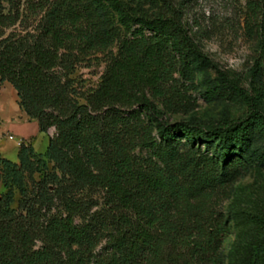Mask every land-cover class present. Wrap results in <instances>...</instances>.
<instances>
[{"label": "trees", "instance_id": "trees-1", "mask_svg": "<svg viewBox=\"0 0 264 264\" xmlns=\"http://www.w3.org/2000/svg\"><path fill=\"white\" fill-rule=\"evenodd\" d=\"M137 1L152 13L127 0H26L31 30L14 28L19 7L0 2V86L14 88L41 133L55 129L44 154L24 142L17 162L0 157V264L222 262L229 226L210 194L264 165L253 145L264 143V89L255 97L219 72L203 98L239 99L243 118L166 123L156 102L171 105L175 75L192 84L215 66L171 0ZM248 10L264 48V0ZM96 54L105 70L83 90L75 66ZM250 73L259 80L260 67ZM235 247L234 264H264V222Z\"/></svg>", "mask_w": 264, "mask_h": 264}, {"label": "rangeland", "instance_id": "rangeland-1", "mask_svg": "<svg viewBox=\"0 0 264 264\" xmlns=\"http://www.w3.org/2000/svg\"><path fill=\"white\" fill-rule=\"evenodd\" d=\"M249 1L251 0H171L181 11L183 23L195 38L199 49L211 60L215 68H207L204 72L197 70L192 84L186 82L180 75H175L176 80L173 84L176 91L170 101L171 105L162 101L156 102L166 123L218 124L226 118L230 120L243 118L247 113V106L241 100L207 102L203 98L206 77L218 84L219 72L227 74L255 97L256 88L264 89V48L260 45L256 28L251 32L247 27ZM0 2L6 10L12 8V5L14 8L19 7L22 17L14 28L21 30L20 22H23V26H30L29 30L35 26L37 13L28 10L26 0ZM127 2L133 7L152 13L149 6L142 2L137 0ZM111 51L116 52L115 45L111 47ZM106 58V54H96L77 63L73 77L83 85V90L97 86L107 64ZM256 65L261 70L259 80L252 78L250 73ZM3 87L4 84L0 86V92ZM2 115L5 120L6 114ZM4 125L5 123L2 126ZM45 134L50 138L55 134V129L50 128ZM10 136L12 135L3 133L0 136V146L13 141L16 148H19L25 142L22 140L21 143H17L16 140H10ZM25 143L31 145L30 141ZM45 145L46 139L39 141L37 151L42 152ZM253 145L260 152H264L263 141L256 139ZM136 154L140 157L148 156V152L141 149H138ZM0 157L7 159L1 152ZM3 193L4 188L0 182V195ZM210 195L213 210L222 213L229 226L228 236L220 249L222 259L220 264H234L237 257L236 242L245 227L255 228L264 222V165L250 166L234 182L216 189ZM94 202L98 207H95L93 212L99 210L103 203L100 194L94 196Z\"/></svg>", "mask_w": 264, "mask_h": 264}, {"label": "crops", "instance_id": "crops-1", "mask_svg": "<svg viewBox=\"0 0 264 264\" xmlns=\"http://www.w3.org/2000/svg\"><path fill=\"white\" fill-rule=\"evenodd\" d=\"M4 89L0 92V136L8 133L16 139L25 142L30 141L36 153L44 154L46 152L49 138L45 133L39 131L38 122L30 119L24 113L18 104L17 93L9 83H4ZM6 114L4 120L3 115ZM5 123L4 126H2ZM46 139V145L42 152L37 151V144ZM0 152L10 161L17 162L18 148L15 142H7L0 146Z\"/></svg>", "mask_w": 264, "mask_h": 264}, {"label": "built area", "instance_id": "built-area-1", "mask_svg": "<svg viewBox=\"0 0 264 264\" xmlns=\"http://www.w3.org/2000/svg\"><path fill=\"white\" fill-rule=\"evenodd\" d=\"M10 140H16L17 141V143H21L22 142V140H18V139H14V137L13 136H10Z\"/></svg>", "mask_w": 264, "mask_h": 264}]
</instances>
